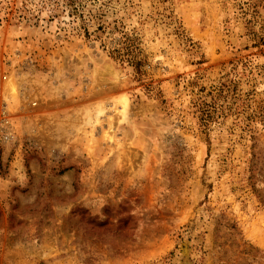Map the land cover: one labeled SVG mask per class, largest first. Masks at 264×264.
Returning a JSON list of instances; mask_svg holds the SVG:
<instances>
[{"label": "rangeland", "instance_id": "1", "mask_svg": "<svg viewBox=\"0 0 264 264\" xmlns=\"http://www.w3.org/2000/svg\"><path fill=\"white\" fill-rule=\"evenodd\" d=\"M83 5L0 0V264H264V0Z\"/></svg>", "mask_w": 264, "mask_h": 264}, {"label": "trees", "instance_id": "2", "mask_svg": "<svg viewBox=\"0 0 264 264\" xmlns=\"http://www.w3.org/2000/svg\"><path fill=\"white\" fill-rule=\"evenodd\" d=\"M44 3H49L52 4L54 7V10H59L60 7H68L69 8V13H67L69 16H73L77 19H82L83 23L86 24L87 21H91L92 24L98 22V27L96 29V31L98 30H105L107 25L104 23L103 19H102V15H100V13H91V11L89 10L88 15L89 18L86 20L85 19V15H84V11H80L78 7H85V5H83L84 2H87V0H41ZM90 1V0H88ZM92 1H96V0H92ZM64 9V8H63ZM53 17L58 16L57 12H54V14L52 15ZM92 26V25H91ZM116 29V27H115ZM118 30V29H117ZM86 33L88 35V37L91 36V31L89 30V28H86ZM126 37L127 40V36H123ZM118 56L119 58H121L122 60L127 61L128 63H130L131 65H133L136 70L138 72H141V68H142V60L138 59V57L134 54L129 53L130 55H125L124 53H122L121 48H114L113 52H112V56Z\"/></svg>", "mask_w": 264, "mask_h": 264}]
</instances>
